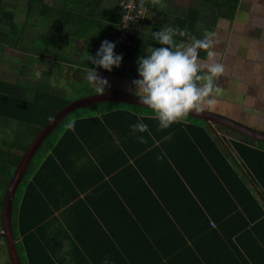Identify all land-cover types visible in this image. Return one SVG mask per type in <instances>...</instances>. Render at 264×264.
<instances>
[{
    "label": "crops",
    "instance_id": "obj_1",
    "mask_svg": "<svg viewBox=\"0 0 264 264\" xmlns=\"http://www.w3.org/2000/svg\"><path fill=\"white\" fill-rule=\"evenodd\" d=\"M187 1L189 6H177L164 0L166 5L161 10L173 15V21L164 19L165 29L177 27V19H186L181 23L182 31L186 33L185 40L176 44L190 45L194 40L207 37L211 47L198 49L199 61L209 63L207 53L212 51L215 54L213 59L225 69L223 74L214 77L212 94L213 98L224 101L226 107L218 110L205 103L201 106L202 111L214 112L212 114L225 118H228L226 112L242 114L247 121L239 123L264 133V0H195V6L192 5L194 0ZM235 4L238 8L231 13L230 7ZM188 9H198V13L187 14ZM150 47L148 44L145 55L150 54ZM137 65L127 63L120 67L119 72L125 73L127 78L124 79L132 82L137 75L134 79L128 73L135 70L137 74ZM131 85L132 94L128 95L135 96V88ZM107 103L112 104L109 107L112 110L108 111L104 106L100 112L95 110L91 115L79 117L89 121L78 123L77 128L64 139L66 141L60 150L65 163L57 167L54 161L45 166L44 199L28 204L24 224L38 222L31 227L29 242L38 251L35 264H198L185 244L171 237L173 229L169 230L168 224H172V220L177 224L174 215L183 219L182 205L173 201L163 206L164 212H149V205L159 200L152 182L160 187L163 180V177L155 175L152 163H162L166 150L159 141L150 145L147 133L133 131L131 126L145 124L144 120L154 113L139 110L150 109L146 105ZM120 111L128 115L130 112V117L135 118L119 121L113 117L110 119L114 120V125H107L103 119L105 113ZM190 117L194 120H180L183 121L181 127L195 123L211 135L221 136L229 159L236 164L238 176L249 188H256L254 179H257V172L261 175L264 172L263 159L260 158L252 169L242 166L232 143L243 139L233 136L221 124L213 122L209 125L200 117ZM218 126L226 130H220ZM138 137H143L146 143H140ZM176 143L171 144L172 149L176 148ZM49 154L42 153L43 161ZM256 189L260 198L263 189L261 186ZM174 200L181 202L180 199ZM260 204L264 207V201ZM36 206L38 210H35ZM189 213L188 210L187 215ZM17 222L13 224L16 247L23 261L30 264L20 217ZM190 229L193 234L195 228ZM4 233H7L6 225L0 224V264H13L7 239L1 235ZM172 247L175 251L168 257ZM182 250L186 252L181 253ZM173 254H178L175 260ZM213 259L217 260L218 256Z\"/></svg>",
    "mask_w": 264,
    "mask_h": 264
},
{
    "label": "trees",
    "instance_id": "obj_2",
    "mask_svg": "<svg viewBox=\"0 0 264 264\" xmlns=\"http://www.w3.org/2000/svg\"><path fill=\"white\" fill-rule=\"evenodd\" d=\"M121 1L0 0V38L10 37L22 40L26 34L28 36V25L25 23L23 25L21 22L27 20L30 11L36 8L40 12L41 34L36 33L38 29L33 37L29 36L28 44L36 50L35 53L54 54L55 60H47L51 67L56 66L59 63L58 60H63L69 65L68 69H72L71 67L76 64L83 70L88 67L95 68V65L83 61L81 57L85 56L87 51L95 57L104 40L116 44L115 54L123 57L120 67L127 63L136 66L138 58L148 53L146 48L154 38L150 35L160 29H165L164 20L162 21L164 16L153 14L151 21L137 18L135 23L141 26V31L137 37H134L136 31L131 30L134 25L132 23L122 24L124 14L120 7ZM138 3L142 7L151 3L149 4L150 9H162L163 5H166L164 0H138ZM192 5H196L195 0ZM237 8L238 4L231 6V13H235ZM183 12L186 13L185 8ZM190 13H198V9H188L187 14ZM187 17L192 18L189 15ZM185 22L186 19H177L175 28L182 30L181 23ZM121 25L128 35L127 41L122 44L117 40L122 32ZM36 28L34 27V30ZM174 40L181 42L185 40V36L176 35ZM88 41L92 49L78 52L76 45ZM70 49L73 53L69 51ZM39 67L47 68L46 64ZM120 67H113V69L119 71ZM96 71L111 73L103 68H96ZM31 72L34 73V69H31ZM50 75H52L50 71L42 70L41 77L35 81V87H30L29 80V85L26 86L0 81V117L4 118L2 121L5 125L15 128L28 125L30 129L25 128L24 135L32 136L31 141L63 108L75 99L77 100L75 98L72 101L66 97L68 95H64L68 93H60L56 90L50 82ZM135 75V70L128 73L129 77ZM31 84H33L32 79ZM95 92L88 94L94 95ZM110 105L112 104L106 102L89 107L100 112L104 106L108 111L112 110L109 109ZM127 106L137 108V106ZM80 110L71 112L65 117L45 140L34 156L38 161L33 163L32 159L30 163L26 187L23 190L22 183L19 189V191L22 189L23 194H20L19 203L16 200V205L17 207L22 206L23 215H21L25 220L21 221V227L26 235L25 243L30 264H35V257L38 255L36 248L29 243L32 237L31 227L38 222L24 224L28 204L44 199L46 190L43 180L46 178L44 173L46 164L48 166L55 161V165L59 167L65 163V156L60 150L66 141L64 139L77 128L80 122L89 121L88 118L79 117L76 120L67 121L70 115ZM105 114L103 119L110 126L114 125V120L110 119L113 117H117L119 121L135 118L130 117L132 115L130 112L129 115L121 111ZM186 118L194 120L190 116L183 117V119ZM73 121L75 122L74 128H67L66 126ZM144 122L148 126V131L145 133L149 137L150 145L159 141L162 148L166 150L162 163H152L155 175L163 177V180L159 183L160 187L152 182L159 200L149 205V212L155 213L157 210L164 212L163 206H168L173 201L182 205L185 213L183 219L174 215L177 224L172 220V224H168L169 230L173 229L171 237L182 241L186 250L196 257L198 264H264V207L260 204V201H264V193L258 198L256 194L259 190L255 187L249 188L238 176L234 167L236 164L229 159V152L223 146L224 139L216 133V136L211 135L203 126L195 123H190L183 128L181 127L183 121L179 120L167 129H160L159 121L154 118V115L146 118ZM21 133V130L16 129L14 136L18 135L17 143L13 144L9 150L0 151V159L3 163L7 162L8 171L18 167L30 146V141L26 146L20 143L24 138L23 135L19 136ZM243 137L245 139L243 138L242 142L233 141L232 146L241 160V165L252 169L260 158L264 162V148L251 147L253 140L246 136ZM173 142H178L175 149L171 148ZM17 151L21 153L18 154ZM44 151L50 154L43 161L41 155ZM256 174L264 192V172L262 175L259 172ZM12 177L9 174V183ZM31 178L32 180L28 183ZM174 199H180L181 202ZM38 208L36 206L35 210ZM188 210L189 215H187ZM191 227L195 228L193 234ZM153 242L158 245L156 240ZM189 242L191 244H188ZM167 245L169 246V243ZM186 250H182L181 253H185ZM173 251L175 248L172 247L167 256L170 257ZM177 255L172 256L173 260L178 257ZM215 256H218L217 260L213 259Z\"/></svg>",
    "mask_w": 264,
    "mask_h": 264
},
{
    "label": "clouds",
    "instance_id": "obj_3",
    "mask_svg": "<svg viewBox=\"0 0 264 264\" xmlns=\"http://www.w3.org/2000/svg\"><path fill=\"white\" fill-rule=\"evenodd\" d=\"M185 34L178 28L154 32V39L161 47L152 49L150 54L141 55L137 60L139 79L132 81L134 93L140 104L153 111L160 129H167L193 111L201 112L202 104H213L214 101L207 98L214 90V77L220 76L225 70L222 64L213 59L215 54L212 51L207 53L209 63L199 61L198 49L207 50L211 47V41L207 37L205 40H194L190 45L176 44L174 36ZM115 47V43L104 40L95 57L88 51L81 57L83 61L95 65V68H87L85 79L94 86L98 95L104 94L108 81L100 77L96 68L111 72L113 67H120L123 59L122 55L115 54ZM74 124L73 121L66 127L73 129ZM131 127L133 131L141 133L148 131V126L144 123ZM138 140L146 143L143 137H138Z\"/></svg>",
    "mask_w": 264,
    "mask_h": 264
},
{
    "label": "rangeland",
    "instance_id": "obj_4",
    "mask_svg": "<svg viewBox=\"0 0 264 264\" xmlns=\"http://www.w3.org/2000/svg\"><path fill=\"white\" fill-rule=\"evenodd\" d=\"M169 2L173 3L177 6L179 4H182L183 6H189V3L187 0H169ZM149 4H151V3H147L146 6L142 7L138 3L139 10L135 15V19L131 22H128L126 20H124L122 22L123 25H127L129 23H132L134 25L131 28L132 32L136 31V33L134 34V37H137L139 32L141 31L140 30L141 26L135 23V20L137 18L144 20V21H151L153 19V17H152L153 14H154V16H157L158 14H160V15L164 16L162 18V21L165 18H170L169 21L170 20L173 21V18H172L173 15L171 16L169 12H165V10H161L159 8L150 9ZM39 15H40L39 10L35 8V9H32L30 11V14L28 15L27 20L23 19L25 21H23L21 23L23 25H24V23L28 25V36L26 34L27 37L25 36L22 40H15L14 38H10V37L0 38V81L13 82V83H16V84L21 85V86L29 85V82H30V87L31 86L35 87L36 86L35 81L41 77L42 70H45V71L51 72L52 75H50V82L53 84L55 89L59 90L60 93H63V92L68 93V94H64V95H68V96H66L68 99L73 100L75 98H82V97H84V95H85V97L91 96L88 93L89 92L90 93L95 92V88L92 84H90L85 79V74H86L87 69H85V70L80 69V67H78L79 66L78 64H76L75 66H72L71 67L72 69H68L69 65L65 64L63 60H58L59 63L56 64V66L51 67L47 60H49V59L55 60L54 54H52V53H50V54H48V53H35L36 50L32 49L31 46L28 44L29 36L33 37L34 33L38 29L39 30L36 33L41 34V30H40L41 18ZM52 22L54 24L56 23V21H52ZM52 22H50V25H52ZM20 27H22V26H20ZM20 27H19V29H20ZM34 27H37L36 30H34ZM160 31H161V29H160ZM8 33L11 35V32L9 29H8ZM150 36L154 37L153 33ZM127 38H128V35L125 33L124 27L122 26L121 35L119 36V38L117 40H119L118 42L120 44H122L124 41H127ZM131 41L133 42V40H131ZM90 45L91 44H89V41H88L87 43H81L80 42L76 46L78 48V52H81L85 49H87V50L92 49L90 47ZM150 46H152L149 48V50L151 52L152 49H154L158 46H161V45H159L158 41L153 38L152 42L150 43ZM69 51L71 53H73V50L70 49ZM45 64H46L47 68L42 69L39 67V66H42ZM31 69H34L35 72L32 73ZM136 70H138V67L136 68ZM98 74L100 75V77L105 78L108 81V87H106L104 93L118 94L117 92H121L122 94L123 93L132 94V85H131L132 82L128 79H124V77H126L124 75L125 73L121 74L120 72H117L116 69H112L111 73H98ZM136 75H137V78H136ZM136 75L133 78L139 79L138 71H137ZM31 79H32L33 84H31ZM28 80H29V82H28ZM94 94H97V92H95ZM213 95L214 94H212L209 98V99L214 101V103L211 105L215 109H218V110H222L223 108H225L226 107L224 105L225 102L220 100V99L213 98ZM95 110L96 109L93 107L81 109L78 113H74V114L70 115V117L67 119V121L70 122L72 120H76L78 117H86L88 115L93 114V112ZM139 110L153 112L150 109L140 108ZM212 113H214V112H212ZM234 114L235 113L226 112L225 116L237 121L238 123L241 122L242 124H244L247 121V118L245 116H243L242 114H237V115H234ZM2 120H4V118L0 117V151L9 150V148L13 144L17 143L18 135L14 136V134L16 133V129H19L22 132L21 134H19V136L22 137V135H23V137H24L20 141V143H22L23 146H26L29 141L30 142L33 141V140L31 141L32 136H28L27 134L24 135L25 128H27L28 125L27 126L22 125L23 128H21V127L15 128L13 126L9 127V126L5 125L4 124L5 122H3ZM218 128L220 130H226V129H223L222 127H219V126H218ZM29 129H30V127H28V130ZM229 132L237 138H240V139L244 138L239 133L233 132L231 130H229ZM248 142H250V141H248ZM251 147H257L258 149H259V147L264 148V144L257 142V141H252ZM12 152H13V150H12ZM17 153L20 154L21 152L17 151ZM23 153H24V151H23ZM25 154H26V152L24 153V155ZM24 155H23V157H24ZM37 161H38V159H35V157H34L33 163H36ZM8 167L9 166H7V162L5 161L3 163L2 159H0V224H5V220H4L5 198L7 195L8 188H9L10 183H11V182L9 183V180H10L9 174L14 176V174L17 170V168H16L15 170L11 169L10 171H8ZM27 177H28V174L25 177L26 179H24V181L22 182L23 183L22 189L24 187H26L27 180H28ZM254 180L257 184L256 188H260L259 180L258 179H254ZM11 181H12V179H11ZM22 189L17 193L16 199H15L14 211H13V224L18 223L17 222L18 217H20V224H21V221L25 220L23 217L21 219L22 215L20 212V206L17 207V205H16V200L19 203V201L21 199L20 194H23ZM14 232H15V229H14ZM20 248H21V246H20ZM19 256H20L22 264H26L23 261V258L20 255V253H19Z\"/></svg>",
    "mask_w": 264,
    "mask_h": 264
},
{
    "label": "water",
    "instance_id": "obj_5",
    "mask_svg": "<svg viewBox=\"0 0 264 264\" xmlns=\"http://www.w3.org/2000/svg\"><path fill=\"white\" fill-rule=\"evenodd\" d=\"M112 102V103H121V104H131V105H143L140 104L138 97L134 95L128 94H112V93H104L103 95L94 94L91 96H86L83 98H79L70 104H68L65 108H63L43 129L38 133V135L33 139L26 154L21 160L17 170L12 178L10 186L7 191V195L5 198V214L4 220L6 225L7 233L1 234L3 235L8 242V247L11 255V260L13 264H22L15 241L14 227H13V211H14V203L19 191V188L24 181L26 175L28 174V168L30 163L37 153V151L41 148L45 140L49 137L50 134L54 132L59 123L67 117L71 112L76 110L95 106L101 103ZM186 116H196L200 117L209 125H212L213 122L221 124L231 130H234L241 135L247 136L254 140H259L264 142V133L259 132L257 130H253L242 124L235 122L234 120L212 114L207 111L201 112H191Z\"/></svg>",
    "mask_w": 264,
    "mask_h": 264
},
{
    "label": "built area",
    "instance_id": "obj_6",
    "mask_svg": "<svg viewBox=\"0 0 264 264\" xmlns=\"http://www.w3.org/2000/svg\"><path fill=\"white\" fill-rule=\"evenodd\" d=\"M120 7L123 12V21L126 20L131 22L135 19V15L139 10L138 0H122L120 2ZM122 21V22H123ZM128 25V24H127ZM214 225V224H212Z\"/></svg>",
    "mask_w": 264,
    "mask_h": 264
}]
</instances>
